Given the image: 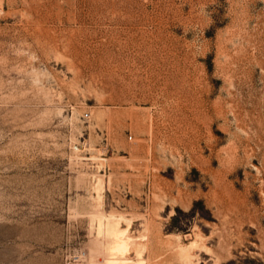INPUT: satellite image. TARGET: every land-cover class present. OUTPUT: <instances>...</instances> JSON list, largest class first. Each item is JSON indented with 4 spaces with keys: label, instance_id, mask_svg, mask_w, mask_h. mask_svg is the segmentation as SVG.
Segmentation results:
<instances>
[{
    "label": "rangeland",
    "instance_id": "rangeland-1",
    "mask_svg": "<svg viewBox=\"0 0 264 264\" xmlns=\"http://www.w3.org/2000/svg\"><path fill=\"white\" fill-rule=\"evenodd\" d=\"M0 264H264V0H0Z\"/></svg>",
    "mask_w": 264,
    "mask_h": 264
},
{
    "label": "bare ground",
    "instance_id": "bare-ground-1",
    "mask_svg": "<svg viewBox=\"0 0 264 264\" xmlns=\"http://www.w3.org/2000/svg\"><path fill=\"white\" fill-rule=\"evenodd\" d=\"M105 74V73H104ZM109 76L112 78L113 76V73H109ZM114 77V76H113ZM105 79V78H104ZM114 79V78H113ZM111 80V79H110ZM114 81V80H113ZM121 81V79H120ZM124 81V80H123ZM114 84V83H112ZM101 184V183H100ZM98 184V185H100ZM103 185V184H102ZM101 186V185H100ZM99 188V187H98ZM101 189V187H100ZM107 233L108 235L110 236L111 240V248H110V251H111V254L114 255L115 257L112 258L111 260L112 261H118V260H121V261H124L125 258H124V255L122 254L120 256V254L117 256V252H122L123 251V248L126 247V240H124V238L122 237V233L119 232V229H118V226L116 224V222L113 220V219H110L108 220V228H107ZM183 249V252L186 253L187 249L185 250V248H182ZM111 262V261H109ZM108 262V263H109ZM113 263V262H112Z\"/></svg>",
    "mask_w": 264,
    "mask_h": 264
},
{
    "label": "built area",
    "instance_id": "built-area-1",
    "mask_svg": "<svg viewBox=\"0 0 264 264\" xmlns=\"http://www.w3.org/2000/svg\"><path fill=\"white\" fill-rule=\"evenodd\" d=\"M86 117H88V118H89V114H86Z\"/></svg>",
    "mask_w": 264,
    "mask_h": 264
}]
</instances>
